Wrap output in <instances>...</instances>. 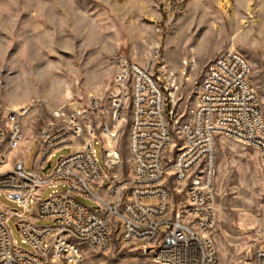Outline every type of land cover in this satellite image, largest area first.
<instances>
[{"label": "built area", "instance_id": "2783aa9c", "mask_svg": "<svg viewBox=\"0 0 264 264\" xmlns=\"http://www.w3.org/2000/svg\"><path fill=\"white\" fill-rule=\"evenodd\" d=\"M114 65L109 122H104L105 110L95 98L85 107L52 112L36 130L32 143L38 150L30 171L23 158L3 170L21 144L30 109L0 105V194L18 209H0V264H83L72 238L105 251L113 236L150 254L157 264H217V139L256 151L264 169V113L250 83L249 62L234 51L219 55L206 68L195 107L182 121L169 107L168 89L152 74L153 61L141 67L118 57ZM259 66L264 74V57ZM126 117L132 167L128 191L120 181L115 141V127ZM96 144L107 174L95 158ZM64 150L71 152L52 165ZM59 187L63 192L43 198L47 190ZM101 191L106 198L99 196ZM79 199L97 207L88 208ZM10 220L28 249L13 240ZM38 221L60 226L42 227ZM235 264H264V246Z\"/></svg>", "mask_w": 264, "mask_h": 264}, {"label": "rangeland", "instance_id": "374dc122", "mask_svg": "<svg viewBox=\"0 0 264 264\" xmlns=\"http://www.w3.org/2000/svg\"><path fill=\"white\" fill-rule=\"evenodd\" d=\"M227 51L249 62L250 83L264 113L259 66L264 57V0H0V105L30 109L21 144L3 170L19 158L26 170L32 169L36 130L58 109L85 107L95 98L105 110L104 122H109L116 58L141 67L153 61L152 74L168 89L169 107L182 121L195 107L206 68ZM128 129V117L115 127L120 181L126 182V191L132 175ZM94 150L107 174L100 145ZM70 152L58 153L52 165ZM55 191L63 189L47 190L43 198ZM99 196L106 198L104 191ZM214 199L217 264L251 258L264 246V169L256 151L217 139ZM79 202L97 207L91 200ZM0 209L18 210L1 194ZM37 225L56 228L60 223ZM8 227L17 246L28 249L12 220ZM72 242L80 248L83 264H157L150 254L130 249L114 236L105 251L92 250L75 238Z\"/></svg>", "mask_w": 264, "mask_h": 264}, {"label": "bare ground", "instance_id": "6f19581e", "mask_svg": "<svg viewBox=\"0 0 264 264\" xmlns=\"http://www.w3.org/2000/svg\"><path fill=\"white\" fill-rule=\"evenodd\" d=\"M224 1H225V0H224ZM226 4H227V3H224L222 7H226ZM251 17H252V16H251ZM242 24L245 25V23H242ZM106 144H108L110 147L112 146V142H111V140H110L109 138H107V140H106Z\"/></svg>", "mask_w": 264, "mask_h": 264}, {"label": "crops", "instance_id": "0c3cea01", "mask_svg": "<svg viewBox=\"0 0 264 264\" xmlns=\"http://www.w3.org/2000/svg\"><path fill=\"white\" fill-rule=\"evenodd\" d=\"M24 144H26V143H24ZM7 164H8V163H7ZM7 164H6V165H7ZM6 165H5V166H6ZM11 166H12V165H11ZM11 166H9L7 170H9V169L11 168Z\"/></svg>", "mask_w": 264, "mask_h": 264}, {"label": "water", "instance_id": "95a60500", "mask_svg": "<svg viewBox=\"0 0 264 264\" xmlns=\"http://www.w3.org/2000/svg\"><path fill=\"white\" fill-rule=\"evenodd\" d=\"M49 166H50V165L47 166L46 170L49 169ZM46 170H44L43 172H45Z\"/></svg>", "mask_w": 264, "mask_h": 264}]
</instances>
